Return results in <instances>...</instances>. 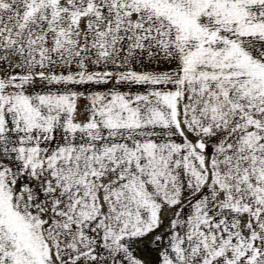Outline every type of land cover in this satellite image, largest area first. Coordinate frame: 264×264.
Returning a JSON list of instances; mask_svg holds the SVG:
<instances>
[{
  "label": "snow or ice",
  "instance_id": "snow-or-ice-1",
  "mask_svg": "<svg viewBox=\"0 0 264 264\" xmlns=\"http://www.w3.org/2000/svg\"><path fill=\"white\" fill-rule=\"evenodd\" d=\"M0 264H264V0H0Z\"/></svg>",
  "mask_w": 264,
  "mask_h": 264
}]
</instances>
